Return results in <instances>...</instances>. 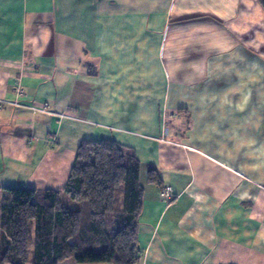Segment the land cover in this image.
I'll list each match as a JSON object with an SVG mask.
<instances>
[{
  "label": "crops",
  "instance_id": "1",
  "mask_svg": "<svg viewBox=\"0 0 264 264\" xmlns=\"http://www.w3.org/2000/svg\"><path fill=\"white\" fill-rule=\"evenodd\" d=\"M104 140L142 164L139 264H264L260 0H0V189Z\"/></svg>",
  "mask_w": 264,
  "mask_h": 264
},
{
  "label": "trees",
  "instance_id": "2",
  "mask_svg": "<svg viewBox=\"0 0 264 264\" xmlns=\"http://www.w3.org/2000/svg\"><path fill=\"white\" fill-rule=\"evenodd\" d=\"M141 170L132 149L84 141L63 190L0 189V264H139Z\"/></svg>",
  "mask_w": 264,
  "mask_h": 264
},
{
  "label": "built area",
  "instance_id": "3",
  "mask_svg": "<svg viewBox=\"0 0 264 264\" xmlns=\"http://www.w3.org/2000/svg\"><path fill=\"white\" fill-rule=\"evenodd\" d=\"M19 95L22 97L24 94H23V91H19ZM161 199L163 201H165L166 203L170 204L172 203V201L174 200V191H173V188L172 187H164L162 190H161Z\"/></svg>",
  "mask_w": 264,
  "mask_h": 264
},
{
  "label": "rangeland",
  "instance_id": "4",
  "mask_svg": "<svg viewBox=\"0 0 264 264\" xmlns=\"http://www.w3.org/2000/svg\"><path fill=\"white\" fill-rule=\"evenodd\" d=\"M175 195V194H174ZM174 199H175V197H174Z\"/></svg>",
  "mask_w": 264,
  "mask_h": 264
}]
</instances>
